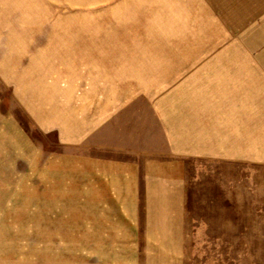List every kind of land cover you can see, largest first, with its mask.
<instances>
[{
    "label": "rangeland",
    "instance_id": "obj_1",
    "mask_svg": "<svg viewBox=\"0 0 264 264\" xmlns=\"http://www.w3.org/2000/svg\"><path fill=\"white\" fill-rule=\"evenodd\" d=\"M83 55L124 79L96 148L59 130L83 81L73 116L42 83ZM91 151L160 158L182 186L141 181L133 207ZM0 264H264V0H0Z\"/></svg>",
    "mask_w": 264,
    "mask_h": 264
},
{
    "label": "crops",
    "instance_id": "obj_2",
    "mask_svg": "<svg viewBox=\"0 0 264 264\" xmlns=\"http://www.w3.org/2000/svg\"><path fill=\"white\" fill-rule=\"evenodd\" d=\"M40 57L42 58V56ZM41 58H33L28 64L32 67L31 69H39L40 74L45 71L43 70L45 69L44 62L41 61ZM82 58H84V61L78 63L74 62L75 66L63 64L62 66L58 65L54 67L56 76L52 77L51 82L48 78L42 76L45 78L42 79V83H44L45 80V83L56 85L57 90L52 99H56V106L58 107L57 112H61V109H59L61 107L64 108L62 109L63 114L73 116L77 115L75 112L77 106L75 104V85L83 81L81 84L86 85V87H83L82 90L85 99V103L82 106L86 111L83 112L82 118L79 119L76 116L72 117V124L70 125L71 117L69 118L67 116V122H63L62 126L60 125V121L58 123L56 119H53L52 124L60 125L59 130L63 142L76 143L81 142L80 140L83 139L87 147H89V145L90 147L94 145L93 147L96 148V146L99 145L98 143L102 142H98L97 138L91 140L90 138L95 136L98 131L103 132L107 128H113L115 124L119 123L122 112H124L126 104L123 105L122 99H124L125 96L123 92L117 91V89L120 88L117 84L124 83V79L120 78V75L117 74L119 67H115L116 71H113L110 75L108 72L109 68L106 65H98L91 60H86V55H83ZM54 72H52V75H54ZM67 74H69L68 76L72 87L70 86L67 90L63 91V88L59 85L64 79L63 77ZM31 75L32 74H29L27 76L31 78ZM69 80L68 83H70ZM34 83H36V81H34ZM76 119L78 120L75 122ZM132 149L131 153L135 156L147 153V151H140V146H133ZM186 150L189 149L185 147L182 148L184 153H187ZM173 151L180 153L178 150ZM83 160L84 163L90 165V173L99 175L98 178L101 184L105 185V187L102 185V188L106 190L105 193L108 194V190H115L114 194L117 196H122L123 194L130 196L133 207V202L138 204V196L141 195L139 190V188H141V181H143V187L146 186L149 190V194L146 192L148 195L153 193L154 195H164L171 193L166 192L168 188L172 189L174 186L177 189L181 188L182 180L184 179L180 173V169L176 174H169V170L161 167L164 165V160L160 158L157 160L152 158L151 160H147L148 162L145 166L141 163L140 158L133 157L127 160L120 159V157L96 155V153L92 154L91 151L90 154H86ZM181 160L177 158L175 162L178 161L177 163H179ZM141 164L144 166L141 167ZM176 194H178V192H176ZM154 242L163 244L165 238L157 236Z\"/></svg>",
    "mask_w": 264,
    "mask_h": 264
}]
</instances>
